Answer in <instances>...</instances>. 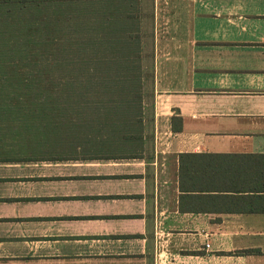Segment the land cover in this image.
<instances>
[{
	"label": "crops",
	"instance_id": "obj_1",
	"mask_svg": "<svg viewBox=\"0 0 264 264\" xmlns=\"http://www.w3.org/2000/svg\"><path fill=\"white\" fill-rule=\"evenodd\" d=\"M98 1L0 0V30ZM118 1L150 18L148 130L0 118V264H264V0Z\"/></svg>",
	"mask_w": 264,
	"mask_h": 264
},
{
	"label": "trees",
	"instance_id": "obj_2",
	"mask_svg": "<svg viewBox=\"0 0 264 264\" xmlns=\"http://www.w3.org/2000/svg\"><path fill=\"white\" fill-rule=\"evenodd\" d=\"M75 8L81 7L72 8V12ZM68 15H65L67 16L65 20L62 19L64 15H57L54 17V21L51 20L50 23L40 25L42 27L40 29L14 30L47 32L39 35L38 41L40 43L33 50L20 52L22 55L17 59V65L15 66H24L31 71L47 72L58 77L71 76V81L68 83L70 85L64 86L57 83L54 90L42 89L37 92H28V104L37 109L30 112L29 118L104 121L114 124L115 133L116 120L118 119L122 121L125 129H128V121H135L140 124L144 108L140 93L122 91V93H114L116 90H112L113 87L111 86H114L116 82V56L108 55V53H113L114 46L109 45L112 50L108 48L105 50L104 47L100 46V40L97 42L99 35H113L116 33V29L102 28V19L99 20V18L97 19L98 24L89 25L81 31L77 29L68 31L66 26H56V23L61 24L60 21L62 23L63 21L70 22ZM131 17L134 18V16ZM49 32L57 33L58 40L56 43H44L46 41L42 38L49 36ZM129 35L127 36L129 37ZM52 40L53 38L49 41ZM102 41L101 39V43ZM28 56L31 59H28ZM39 56V59L42 60L36 61ZM132 62L136 63L130 58L119 65L125 71L124 76H127L132 69L138 71L137 66L134 65V68L131 65L129 66ZM89 79L98 80L102 84V88L85 87ZM132 97L137 99V102L131 100ZM90 108L92 111H90Z\"/></svg>",
	"mask_w": 264,
	"mask_h": 264
},
{
	"label": "rangeland",
	"instance_id": "obj_3",
	"mask_svg": "<svg viewBox=\"0 0 264 264\" xmlns=\"http://www.w3.org/2000/svg\"><path fill=\"white\" fill-rule=\"evenodd\" d=\"M141 11L144 12V10ZM131 16H134V18ZM66 18L67 16L62 17L63 20ZM98 18L99 20L102 19V28L116 29L115 34L108 36L101 34L97 40V42L100 40V46L104 47L105 50L106 48L112 50L109 45L114 46L113 53H108L110 56H116L117 63L116 82L114 86H111L113 87L112 90H116L115 94L121 91L140 93L143 107L147 108L142 116H145L148 130L151 120L152 88L155 86L154 64L150 62L155 49L150 46L152 34L144 29L146 22H150V18L148 20V16L139 15L138 10L126 1L120 3L116 0H105L96 2L93 7L73 9L72 14L68 15L70 22L63 21L62 23L58 20L61 24L56 23V26H66L68 31L73 29L81 31L89 25L98 24ZM44 33L47 32L0 30V118L18 119L29 117L32 110H37L31 104H28V92H37L42 89L54 90L57 83L64 86L70 85L68 83L71 81V76L58 77L47 72L31 71L24 66H15L17 65V59L22 55L20 52L33 50L40 43L38 41L39 35ZM126 33L127 35L130 34L129 37ZM56 34L49 32V36L41 38L46 41H43L46 44L56 43L58 40ZM100 37L103 40L102 43ZM51 38L53 40L49 41ZM39 58L40 56L37 57L36 61L42 60ZM130 58L136 63L132 62L129 66L131 65L132 68H134V65L137 66L138 71L132 69L127 76H124L125 71L119 65ZM28 59L31 58L28 56ZM85 87L102 88V84L98 80L89 79ZM131 100L137 102V99L133 97ZM90 111H92L91 108Z\"/></svg>",
	"mask_w": 264,
	"mask_h": 264
}]
</instances>
